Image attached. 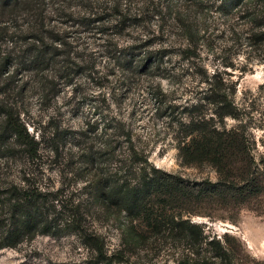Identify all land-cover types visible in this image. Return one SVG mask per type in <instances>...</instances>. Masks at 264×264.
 <instances>
[{"label": "trees", "instance_id": "16d2710c", "mask_svg": "<svg viewBox=\"0 0 264 264\" xmlns=\"http://www.w3.org/2000/svg\"><path fill=\"white\" fill-rule=\"evenodd\" d=\"M178 1L130 11L103 0H0V248L74 234L95 264H112L121 252L109 253L97 229L111 219L132 235L122 238L127 247L169 244L175 264H237L226 234L210 237L192 218L230 219L243 207L264 214V160L230 78L241 56L264 64V0ZM210 10L221 19L217 44ZM83 32L102 55L87 52L89 43L78 49L72 34ZM206 48L218 61L212 71L198 62ZM172 53L191 75L180 92L160 83ZM97 56L106 58L118 107L99 131L73 129L61 109L78 77L96 71ZM63 93L47 120L32 117L30 98L46 109ZM144 115L162 124L138 133ZM161 133L184 165H208L216 180L151 164L149 138Z\"/></svg>", "mask_w": 264, "mask_h": 264}, {"label": "rangeland", "instance_id": "374dc122", "mask_svg": "<svg viewBox=\"0 0 264 264\" xmlns=\"http://www.w3.org/2000/svg\"><path fill=\"white\" fill-rule=\"evenodd\" d=\"M119 3L121 9H136L152 4L172 5L179 3L178 0H103V6H113ZM210 4V2H209ZM74 11H81L82 6L71 5ZM151 9V7H150ZM208 19L212 21V40L214 44L218 43L219 23L221 19L218 13L213 10L207 12ZM70 23V22H69ZM76 23V22H74ZM106 25H110L106 22ZM70 28H67L69 30ZM73 30H81L74 26ZM70 29L69 31H71ZM108 30V29H107ZM107 32H111L109 29ZM110 34V33H109ZM78 37V47H84L89 43L95 55H102L99 40L88 38V34L73 33ZM120 40L128 39L127 35L119 36ZM86 43V44H84ZM102 57V56H101ZM95 58L96 71L84 72L78 77L77 91H67L71 95L67 105L61 109L62 121L65 125L73 129L87 128L97 126L101 130L106 119L117 110L118 97L116 95L115 83L110 69L107 67L106 58ZM168 60V70L165 78L160 79L161 86L164 89H177L179 92L188 89V83L191 75L186 71L185 61L180 56L172 53ZM208 71H212L218 65V61L210 50L203 49L199 61ZM239 69H230L231 79L236 83L235 101L243 108L244 117L248 122V132L250 138L255 141V153L257 158L264 160V64L257 63L254 60L245 59L242 56L238 59ZM243 67L244 70H241ZM190 72V70H189ZM65 93L61 94L59 103L53 104L49 108H42L34 98H30L28 106L32 112V117L37 121L47 120L49 115L54 114L55 108L61 106L64 102ZM135 127L137 132L145 134V129L138 128L142 126L157 127L162 124L160 120L148 119L147 115ZM229 124L235 121L228 119ZM30 128V127H29ZM150 155L149 162L154 166L170 172L179 174L189 179L216 180L215 171L208 165H184L177 149L170 141L169 135L156 134L149 138ZM261 207H264V198L260 201ZM215 218L196 216L192 221L204 225L205 232L210 237L228 238V248L234 254L237 264H264V214L258 213L248 207L239 209L233 215V218ZM109 219V218H108ZM111 222V219L98 224L97 229L105 236L106 246L109 253L120 250L118 259H113L112 264H175L174 259L178 252L169 244L127 247L122 242V238L132 237L130 232L126 231V225L120 229ZM0 264H95L93 253L86 247H83L80 239L74 234H64L60 237L47 235H37L31 240H25L15 248H0Z\"/></svg>", "mask_w": 264, "mask_h": 264}, {"label": "water", "instance_id": "95a60500", "mask_svg": "<svg viewBox=\"0 0 264 264\" xmlns=\"http://www.w3.org/2000/svg\"><path fill=\"white\" fill-rule=\"evenodd\" d=\"M193 222H196V221H193ZM196 223H198V222H196Z\"/></svg>", "mask_w": 264, "mask_h": 264}]
</instances>
